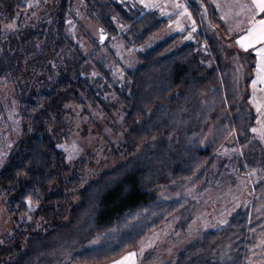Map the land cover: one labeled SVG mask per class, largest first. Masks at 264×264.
Wrapping results in <instances>:
<instances>
[{
  "label": "trees",
  "instance_id": "16d2710c",
  "mask_svg": "<svg viewBox=\"0 0 264 264\" xmlns=\"http://www.w3.org/2000/svg\"><path fill=\"white\" fill-rule=\"evenodd\" d=\"M32 1L0 0V75L11 68L22 77L14 81L24 87L19 96L22 139L0 172V196L11 224L10 235L2 238L0 264H105L138 247L185 208L178 199L159 200L158 189L190 177L197 184L206 180L216 163L224 165L213 150L228 134L240 156V145L255 139L247 94L254 54L232 49L244 75L234 67L232 81L239 82L230 84L213 40L202 34L200 8L188 0L201 30L196 41L178 46L183 35L176 34L137 53L136 66L116 86L98 91L95 84L108 76L106 62L97 59L103 45L81 57L68 38L69 0L44 4L34 16ZM80 1L106 35L127 47L142 45L170 20L156 9L143 11L116 0ZM207 9V24L222 35L214 8ZM110 93L129 129L123 133L121 163L80 187L81 174L71 172L57 146L68 135L66 105H102ZM230 96L243 104L234 107ZM210 112L216 116L207 118ZM211 121L226 124L211 126L209 131L219 132L217 139L205 141V124ZM252 220V207L238 210L225 226L196 238L166 264H248L255 242Z\"/></svg>",
  "mask_w": 264,
  "mask_h": 264
},
{
  "label": "rangeland",
  "instance_id": "374dc122",
  "mask_svg": "<svg viewBox=\"0 0 264 264\" xmlns=\"http://www.w3.org/2000/svg\"><path fill=\"white\" fill-rule=\"evenodd\" d=\"M57 1L33 0L28 5L30 9L36 11V13L33 11L34 16L44 4L54 5ZM116 1L138 6L143 11L156 9L161 16L170 18V20L163 30L142 45L127 47L121 39L106 35L100 29L95 15L86 10L82 1L69 0L67 2L68 11L72 16L68 18L67 28L68 38L74 52L76 51L81 57H89L95 52L96 45H103L97 59L103 64L106 62L105 72L108 76L102 79L100 86L95 84L98 91L116 86L117 82L122 80L124 72L136 66L137 53H145L176 34L183 35L178 46L195 42L196 35L201 31L187 9L188 0ZM191 1H195L200 8L203 19L202 34L210 36L213 40L217 61L227 75L228 82L238 83V79L232 81L234 67L241 76L244 75V71L241 61L232 49H246L243 45L252 40L248 30L253 27L256 18L254 16L263 13L253 15L249 11L247 5L251 4V0ZM42 2L43 5H41ZM207 6L214 8L217 18L222 22L223 36L207 24ZM241 6H245L243 11H241ZM228 38H232L233 42ZM205 48H207L206 45L203 46V49ZM64 69L68 74V68ZM56 70L54 69L53 73L56 74ZM84 74L85 72L82 71L81 75ZM91 77L92 81H97L99 78L97 75L93 76V70H91ZM16 78L21 79L22 77H19L18 72H13L11 68H4L0 75V172L22 139L19 96L20 92L22 96L24 87L22 82L19 81L17 84L14 81ZM30 84L33 88L36 86V82H30ZM248 92L247 87V94ZM100 95L95 93L96 99H101ZM80 97L82 100H87L84 96ZM105 98L108 101L104 104L97 102L96 106H93L94 104L88 103L83 109L72 102L66 105L69 111V115L65 117L68 135L58 142L57 146L64 152L71 172L81 174L80 187L103 171L115 168L121 163L122 152L120 150L124 140L123 133L128 132L129 129L123 125L122 109L117 104L116 98L111 96V93ZM231 103L234 107L243 104V102L239 104L238 98L235 99V97L231 98ZM207 115V118L216 116L212 112ZM225 122L221 124L219 121L208 122L205 124V131H209L211 126L217 123L223 126ZM218 133L213 130L207 134L204 132L205 141L211 138L217 139ZM224 139L225 142L217 144L218 146L213 150L214 158L219 157L224 165L220 162L216 163L206 180L197 184L195 179L190 177L156 191L159 200L178 199L183 202L182 205H185V208L160 228L153 229L138 247L105 264H114V262L118 264H166L196 238L222 228L238 210H248L249 207H252L255 242L253 255L250 256L248 264H264V150L255 138L254 141L240 145V148L242 146L240 156L237 153L239 145L235 143L232 136L228 134ZM142 149L143 145L134 154H139ZM253 155L255 157L252 159ZM10 229L8 213L0 196V246L4 242L2 238L10 235ZM151 249L155 251H147ZM145 252L148 253L146 258L141 260L143 255L141 253Z\"/></svg>",
  "mask_w": 264,
  "mask_h": 264
},
{
  "label": "crops",
  "instance_id": "0c3cea01",
  "mask_svg": "<svg viewBox=\"0 0 264 264\" xmlns=\"http://www.w3.org/2000/svg\"><path fill=\"white\" fill-rule=\"evenodd\" d=\"M254 17H256L255 21L264 19V16L262 14H257ZM261 48H264V42H256L255 40H253L251 46L246 47V49H242L241 51L243 52L250 51L253 52L254 54V66L251 71V76L248 82V90H249L248 103L254 115V122L253 125L251 126V132L255 136V138L260 142L259 144L261 148L264 150V134H262V132H264V55H262L259 52V49ZM253 128L257 129V131L253 132L252 131ZM147 251L154 252L155 250L151 249ZM146 252L141 253L143 254L141 256V260H144L146 258L148 254ZM152 256H154V254ZM155 256H157V254Z\"/></svg>",
  "mask_w": 264,
  "mask_h": 264
},
{
  "label": "snow or ice",
  "instance_id": "6c2138e0",
  "mask_svg": "<svg viewBox=\"0 0 264 264\" xmlns=\"http://www.w3.org/2000/svg\"><path fill=\"white\" fill-rule=\"evenodd\" d=\"M245 6H241V11H243ZM249 11L255 15L256 13H264V0H251V4L247 5ZM249 36L252 37V40L256 42H264V19H260L255 21L253 27L249 30ZM252 40H249L247 44H244V47L251 46ZM259 52L264 55V48L259 49ZM253 132H256L257 129L253 128ZM264 134V132H262ZM133 255V254H129ZM114 264H118V262H114Z\"/></svg>",
  "mask_w": 264,
  "mask_h": 264
}]
</instances>
